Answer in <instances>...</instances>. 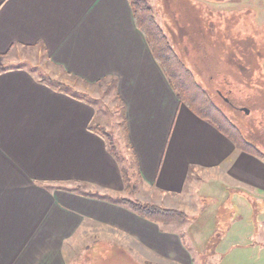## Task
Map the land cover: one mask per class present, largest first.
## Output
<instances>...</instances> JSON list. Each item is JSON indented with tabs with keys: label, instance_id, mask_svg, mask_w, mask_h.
Segmentation results:
<instances>
[{
	"label": "crops",
	"instance_id": "obj_1",
	"mask_svg": "<svg viewBox=\"0 0 264 264\" xmlns=\"http://www.w3.org/2000/svg\"><path fill=\"white\" fill-rule=\"evenodd\" d=\"M171 2L161 0L174 12L169 23L155 16L166 32L194 22V0ZM22 50L45 55L61 73L113 87L124 108L137 199L188 211L195 196L219 201L222 192L226 201L244 191L264 205V158L238 149L179 101L135 25L131 0H0V59ZM84 99L30 68L0 70V264H94L105 256L131 264L132 254L193 264L190 254L208 247L201 240L216 232L218 215L164 226L110 200L125 191L120 164L89 130L97 111ZM77 184L104 197L61 190ZM90 235L113 242L77 244Z\"/></svg>",
	"mask_w": 264,
	"mask_h": 264
},
{
	"label": "rangeland",
	"instance_id": "obj_2",
	"mask_svg": "<svg viewBox=\"0 0 264 264\" xmlns=\"http://www.w3.org/2000/svg\"><path fill=\"white\" fill-rule=\"evenodd\" d=\"M149 1L155 11V16L160 18V16L162 17L163 15L169 23L168 16L174 17V12L169 13L166 10V13L165 7L161 4V0ZM170 1H172L171 3L174 6L178 4L180 6L184 5L186 1H188V5L190 2H193V0ZM194 3L195 12L198 13V15L202 14V19L197 20L194 16L195 14L189 13V18H192L193 15L194 22H192V20L189 22L182 20V22H185L184 28H172L167 30V32L170 33L169 38L177 51L182 54L186 64L194 72L196 79L212 92L218 105L226 110L234 122L240 125L251 137L260 140V142L257 143L264 152V85L258 84V74H254L253 67L254 42H262L261 55L264 56V0H194ZM202 8L205 11H203ZM160 11H164V14L160 13ZM204 16L207 18L210 17L211 21H219V25L217 26L215 23H210V27L214 28L211 29L209 27L206 29L209 26V21H205ZM198 26L199 28L204 27L206 30H191V28H198ZM210 30H212L211 34L214 38L215 35L218 34L217 39H221V43H218L217 46L220 49L213 47V45H216V41L207 35ZM202 32L203 34L201 35ZM221 35L227 37H225L226 41L219 38ZM246 36L249 38L247 43L241 45L245 47L246 52L249 53V57L244 59L246 62L245 65L241 63L240 65L238 64L239 66L237 67V63L231 61L233 56L227 54L232 48H227V46L232 39H242ZM16 66L32 69L38 74V77L46 83L50 82L55 85V80H68L65 73L62 74L54 65L46 60L45 55H41L36 50H22L19 56L12 53L0 59V70ZM262 66L264 67V62ZM75 88L80 95H83L84 98L91 101L95 106L97 111L96 121L99 122L96 123L95 121V123L100 124L109 135L115 138L117 150H119L120 155L124 158L125 166L133 172L132 162L127 158L128 146L123 125V105L116 96L113 87L107 85L106 81H102L101 83H95L90 86H85L82 85L81 82H78ZM221 94L226 97L228 96L230 101L237 108H233L228 104ZM240 107L250 109V114H245L239 109ZM61 190L76 192L90 197H104L103 194L98 193L96 190H91L87 184L61 187ZM136 193L130 195L125 190L124 194L119 196L141 201L136 198ZM231 193L230 196L233 197L236 192L232 190ZM223 194L222 192L219 193V201L208 198L205 195H202L200 198L195 196L193 203L191 204L188 202L187 204L188 211L179 209L188 215V220L194 217L202 219L206 216L205 213H214L218 215L217 222L215 221V223H217L216 232L211 233L209 237L201 240V243H205L208 239V247L202 251L199 250L200 248H197L196 252L190 254L194 260V263H192L264 264V229L261 228H264V224L262 223L264 222V217L262 219L260 218L262 215L260 213L264 211V205L255 203L257 207L256 212L258 213L257 220L261 222L256 224V216L253 218L251 210L253 207L244 196L242 197L243 199L240 198V196H235L234 199H226L225 201L224 198L221 199ZM240 203H243V205L240 206ZM247 208H249V212ZM213 223L214 222H209L207 225L212 226L214 225ZM260 225L262 226L260 227ZM259 227L261 231L258 230ZM94 228L98 229L99 227L94 226ZM199 238L201 237H198V239ZM77 239L81 240L80 242L78 241L77 244H80L82 247L86 245L90 246L91 244L105 246L107 241L111 242L113 240L112 237L106 235H90ZM195 239L196 238H192L191 236V240L196 241ZM221 239L223 243L222 241L220 242ZM218 243L220 244L219 249L221 250L219 253H216L215 249ZM77 255L82 254L80 253ZM78 258L81 261V258ZM85 258L89 259V257ZM104 258L105 259L102 260L103 257H101L99 262H95L94 264H114L112 261L113 258L106 259V256ZM131 260L133 263L138 264H178L154 258L150 260L147 258V261H144L141 255L138 256L136 254H132Z\"/></svg>",
	"mask_w": 264,
	"mask_h": 264
},
{
	"label": "trees",
	"instance_id": "obj_3",
	"mask_svg": "<svg viewBox=\"0 0 264 264\" xmlns=\"http://www.w3.org/2000/svg\"><path fill=\"white\" fill-rule=\"evenodd\" d=\"M131 7L136 27L144 35L156 63L162 69L166 79L168 80L179 101L187 106L197 116L214 125L222 134L231 139L238 149L257 157L264 158V152L262 151L261 146L257 143L260 142V140L251 137V135H249L240 125L234 122L231 116L226 112V110L218 105L213 97L212 92L196 79L194 72L186 64L182 54H180V52H178L176 47L172 44L167 32L156 21L154 9L149 1L131 0ZM194 16L197 20L202 19V14L198 15V13L195 12ZM204 20L209 21V26L206 29L210 27V23H215L217 24V26L219 25V21H211L210 17L207 18L206 16H204ZM213 28L214 27H212L211 29ZM193 29H201L203 31L205 28H199L198 26V28H191V30ZM211 32L212 30H210L209 34L207 33V35H209L214 39V41H216V45H213V47L216 49H220L217 46L218 43H221V39H217L218 34L215 35L214 38ZM202 34L203 32L201 33V35ZM225 37L226 36L221 35V37L219 38H222L223 41H226ZM248 39V36H246L242 39H232V41L228 43L227 48L231 47L232 49L230 50L231 52L228 51L227 54H231L233 56V60L231 58V61L237 63V67L241 63L245 65L246 62L244 59L249 57V53H247L245 47L241 45L243 43H247ZM261 46L262 42H254L253 67L254 74H258V84L264 85V67L262 66L264 62V56L261 55ZM65 75L67 76L69 82L68 80L59 79L57 81L55 80V85L50 82H47V84L53 86L58 91L65 92L66 94L76 99L83 100L84 96L79 94V92L75 88L76 84L78 82H81L82 85L85 86H90L93 84L67 72H65ZM101 82L102 81H99L97 83ZM233 82L235 83L234 80ZM84 100L87 99L85 98ZM122 116H124V108H122ZM123 123H125L124 118ZM89 130L97 133L102 138H104V140H106L110 154L113 155L116 161L120 164V170L125 190L128 192V194L134 195L139 189L137 174L135 172H131L130 169L125 166V160L120 155L119 150H117V146L114 140L115 138L109 135L106 132L105 128L100 124H96L95 121H93L89 125ZM240 194L243 195L253 207V218L254 216H256L255 223L257 224L259 221L257 220L258 213L256 212L257 207L255 206L256 200L252 195L244 191H241ZM110 200L118 204L125 205L140 217L159 225L165 226L171 224H182L188 220V215L184 211H181L179 209L168 208L153 203L141 202L123 196L110 198ZM181 238L184 240L185 237L183 238V236H181ZM126 260H128V258H126ZM129 261L131 262V264H138L133 263L131 257H129Z\"/></svg>",
	"mask_w": 264,
	"mask_h": 264
},
{
	"label": "flooded vegetation",
	"instance_id": "obj_4",
	"mask_svg": "<svg viewBox=\"0 0 264 264\" xmlns=\"http://www.w3.org/2000/svg\"><path fill=\"white\" fill-rule=\"evenodd\" d=\"M222 95V94H221ZM223 96V98H224V100L228 103V104H230L233 108H237V107H235L234 105H233V103L230 101V99H229V97L227 96H224V95H222ZM243 108H246V107H240L239 109L241 110V111H243L245 114H247L246 112H245V110H243ZM250 114V109H249V113L247 114V115H249ZM255 123V122H254Z\"/></svg>",
	"mask_w": 264,
	"mask_h": 264
},
{
	"label": "water",
	"instance_id": "obj_5",
	"mask_svg": "<svg viewBox=\"0 0 264 264\" xmlns=\"http://www.w3.org/2000/svg\"><path fill=\"white\" fill-rule=\"evenodd\" d=\"M243 110H245V112L248 114L249 113V109L248 108H243Z\"/></svg>",
	"mask_w": 264,
	"mask_h": 264
}]
</instances>
